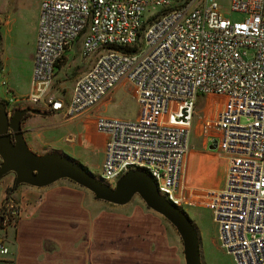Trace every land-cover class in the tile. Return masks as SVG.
Returning <instances> with one entry per match:
<instances>
[{"label": "built area", "instance_id": "1", "mask_svg": "<svg viewBox=\"0 0 264 264\" xmlns=\"http://www.w3.org/2000/svg\"><path fill=\"white\" fill-rule=\"evenodd\" d=\"M230 11L245 16L232 19ZM69 51L88 63L62 98L51 87ZM32 67L30 90L14 99L66 118L128 81L136 116L94 118L104 134L97 176L113 184L126 170L142 168L179 206L195 103L210 96L216 107L203 114V127L228 165L224 186L202 200L235 264H264V0H40ZM20 215L18 200L6 196L3 264H14L7 228Z\"/></svg>", "mask_w": 264, "mask_h": 264}, {"label": "crops", "instance_id": "2", "mask_svg": "<svg viewBox=\"0 0 264 264\" xmlns=\"http://www.w3.org/2000/svg\"><path fill=\"white\" fill-rule=\"evenodd\" d=\"M80 114L70 119L78 117L79 121ZM67 120L54 130L52 141L63 135ZM24 130L29 140L26 127ZM191 131L192 126L184 160L182 206H206L202 200L206 191L225 184L228 159L211 142L203 117L200 126L195 123L192 136ZM78 135L80 142L84 141L79 147L87 150L90 134ZM66 136L72 139L70 134ZM0 179V208L6 196L21 205L19 219L7 228L9 256L14 264H183L175 227L145 203L100 200L68 178L41 187L22 183L13 188L9 179Z\"/></svg>", "mask_w": 264, "mask_h": 264}, {"label": "rangeland", "instance_id": "3", "mask_svg": "<svg viewBox=\"0 0 264 264\" xmlns=\"http://www.w3.org/2000/svg\"><path fill=\"white\" fill-rule=\"evenodd\" d=\"M219 2L225 4L227 0H219ZM39 4L40 0H0V99L7 102L9 109L14 106H36L14 97H17L18 93H26L30 90ZM227 8V5H224V9ZM244 16L243 12H231L232 19H242ZM87 63L88 59L80 54L73 51L67 52L56 70L51 91L62 98L68 97L75 78L85 69ZM209 97L200 95L196 100L191 136L194 134L195 123L200 126L203 114L209 113L208 109L216 107L215 102L212 107L210 106ZM137 112L138 103L133 95V87L128 81L123 80L99 103L83 111L79 115V121L78 117L70 119L62 113L44 116L29 114L23 119L22 128L24 130L26 127L29 136V140L27 138L26 140L32 149L38 152L57 150L66 153L97 175L102 164L101 149L104 145V137L95 129L94 118L98 115L134 118ZM65 120L67 123L61 130L63 135L57 136L56 141H52L54 130L59 128V124ZM80 128L83 131L82 129L80 131ZM79 132L88 133L91 136V143L87 150L79 147L84 143V141L80 142ZM67 134L71 135V140L67 138ZM34 135L37 143L32 142ZM14 177V172H8L1 178L9 179L11 183L9 187L13 188ZM130 200L134 203H144L137 194ZM183 208L198 229L202 263L235 264L234 256L220 245L218 228L211 209L203 205ZM179 246L182 252L180 237Z\"/></svg>", "mask_w": 264, "mask_h": 264}, {"label": "water", "instance_id": "4", "mask_svg": "<svg viewBox=\"0 0 264 264\" xmlns=\"http://www.w3.org/2000/svg\"><path fill=\"white\" fill-rule=\"evenodd\" d=\"M51 113L53 110L29 105L14 106L9 112L7 102L0 99V178L14 172L13 187L22 183L41 187L68 178L88 189L95 198L115 204L127 203L137 194L147 207L175 227L182 243L183 264H203L197 227L182 206L159 191L149 172L130 168L111 184L66 153L32 149L22 128V118L26 114L44 116Z\"/></svg>", "mask_w": 264, "mask_h": 264}, {"label": "trees", "instance_id": "5", "mask_svg": "<svg viewBox=\"0 0 264 264\" xmlns=\"http://www.w3.org/2000/svg\"><path fill=\"white\" fill-rule=\"evenodd\" d=\"M62 62V60L59 61L58 64H56V67L58 68L60 66V63ZM8 192V191H7Z\"/></svg>", "mask_w": 264, "mask_h": 264}, {"label": "flooded vegetation", "instance_id": "6", "mask_svg": "<svg viewBox=\"0 0 264 264\" xmlns=\"http://www.w3.org/2000/svg\"><path fill=\"white\" fill-rule=\"evenodd\" d=\"M29 114H26L23 118H22V121H21V123L23 122V119L26 117V116H28Z\"/></svg>", "mask_w": 264, "mask_h": 264}]
</instances>
